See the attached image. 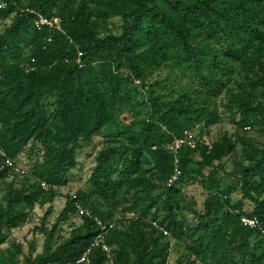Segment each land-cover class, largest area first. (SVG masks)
Wrapping results in <instances>:
<instances>
[{"label":"trees","instance_id":"1","mask_svg":"<svg viewBox=\"0 0 264 264\" xmlns=\"http://www.w3.org/2000/svg\"><path fill=\"white\" fill-rule=\"evenodd\" d=\"M0 2V249L36 206L66 197L52 229H42L43 252L28 264H80L89 251L85 264H170L172 256L174 264H264V239L242 222L257 217L264 225V143L240 137V158L230 137L213 145L203 139L220 107L238 130L264 136V0ZM40 16L58 19V27L38 25ZM114 18L122 21L119 34L109 32ZM164 67L193 88L166 96L161 81H149ZM201 128L195 149L167 150ZM97 139L103 148L86 154ZM23 154L33 162L26 174L15 170ZM228 156L241 182L237 201L219 177ZM90 158L89 188L64 196ZM177 160L181 175L169 185ZM78 206L115 224L104 237L111 258L92 247L100 230ZM52 213L49 207L44 219ZM73 216L83 224L57 244ZM22 255V245L11 243L0 264H22Z\"/></svg>","mask_w":264,"mask_h":264},{"label":"rangeland","instance_id":"2","mask_svg":"<svg viewBox=\"0 0 264 264\" xmlns=\"http://www.w3.org/2000/svg\"><path fill=\"white\" fill-rule=\"evenodd\" d=\"M13 17V16H12ZM12 22V18H10L6 24L9 25ZM122 26V21L118 18L112 19V27L110 28L109 32L113 34H119L120 28ZM4 26L0 27V31H2ZM151 83L156 81H161L163 84L159 89L169 98L171 96H175L178 93L185 92L189 88H193L191 85L192 83L188 78H184L182 74L175 69H167L164 67L162 70L155 73L149 80ZM224 97V96H223ZM220 99L219 105L221 106L224 103V98ZM220 121L211 126L208 130V134L203 136V139L207 141L210 145H213L221 138L228 136L230 137L235 143L238 144V157H242V148L238 141L240 137H247L253 139L257 144L262 145L264 143V136L258 132L253 130H238L236 124L231 120L229 113H227L224 108L220 107ZM202 128L199 130L194 131L196 136L200 137V132ZM102 139H97L96 148L92 151V149L86 150L87 153H92L95 155L101 148H103ZM106 146V145H105ZM19 162V169L30 172L33 167V162L30 160L27 154H23L20 157ZM94 166L93 158L86 161L82 168L75 171L73 173V177L70 179L69 183L62 189V194L66 195H76L79 191H84L89 188L88 185V177L91 173V169ZM223 166L226 168L225 173H219V177L221 178L222 189H226L227 187H232L235 189L233 193V198L235 201L239 200L242 196L241 194V182L239 178L234 174V157L228 156L223 160ZM24 177H20L18 180L23 181ZM17 181V178H10L9 182ZM29 184H34L33 178L29 175L28 176ZM193 194H196V200L199 203H202L205 199V193L201 187L196 186L193 188ZM5 198V192L0 194V199ZM67 203L66 197H59L55 200L52 205H47L44 208L36 206L33 215L31 216L29 222L20 229L12 230L9 243L3 246L1 250H5L11 246V243H18L23 247V255L20 257L22 264H28L27 258H35L37 255H40L44 250L46 234L42 232V229H52L58 217H60L61 213L63 212ZM52 207L53 213L48 218L44 219V216L49 209ZM248 208H251L250 205ZM119 219L122 217L121 214L118 215ZM132 217V215H129ZM193 218L190 217L189 221ZM83 224L82 218L79 216H73L70 218L68 222H64L61 224L60 229L57 233V244L62 242V239H67L70 237L71 233L78 227ZM34 244L35 250L31 254V246ZM176 245V242L174 243ZM173 257V256H172ZM170 259V264H174V258Z\"/></svg>","mask_w":264,"mask_h":264},{"label":"built area","instance_id":"3","mask_svg":"<svg viewBox=\"0 0 264 264\" xmlns=\"http://www.w3.org/2000/svg\"><path fill=\"white\" fill-rule=\"evenodd\" d=\"M4 8H5V4L0 2V10L4 9ZM37 24L41 25V26L56 27L59 24V20L54 19V20L49 21V20L43 18L42 16H40L39 22ZM49 41H51V40H49ZM81 56H82V54H80V57ZM199 142H202V140L199 136H196L193 131H186L181 138H176L172 143L168 144L166 146V148L169 152H171L173 154H177L182 148H185V147H190L191 149H195ZM206 144L210 145L209 143H207V141H206ZM153 149L156 150L157 147H154ZM7 163L9 164L10 167H14L13 163L10 160H8ZM15 170L19 173L25 174V171H23L19 168L15 167ZM180 175H181V170L179 169L178 160H177L175 162L174 174L169 179L168 184L169 185H175L176 182L178 181ZM77 210H78L79 216L88 217L90 219H93L95 221L97 227L100 230V234L97 236L92 247L101 246L103 251L107 254L108 258H111L112 251H111V248L104 243V237L111 229H113L115 227V224H109L108 225L107 223L103 222L100 218L94 217V214L90 210H87L82 206H78ZM242 222L245 226L259 232L261 238L264 239V225L257 217H252V218L251 217H243ZM88 253H86L84 256H82L80 258V260H79L80 264H85V263L89 262Z\"/></svg>","mask_w":264,"mask_h":264}]
</instances>
